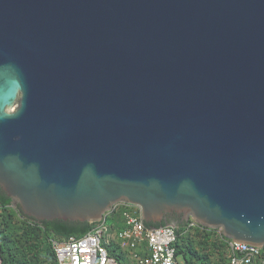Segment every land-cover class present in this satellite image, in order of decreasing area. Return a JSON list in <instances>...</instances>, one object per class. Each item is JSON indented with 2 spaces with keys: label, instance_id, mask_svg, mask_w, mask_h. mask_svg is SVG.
<instances>
[{
  "label": "water",
  "instance_id": "obj_1",
  "mask_svg": "<svg viewBox=\"0 0 264 264\" xmlns=\"http://www.w3.org/2000/svg\"><path fill=\"white\" fill-rule=\"evenodd\" d=\"M0 189L264 246V0H0Z\"/></svg>",
  "mask_w": 264,
  "mask_h": 264
},
{
  "label": "trees",
  "instance_id": "obj_2",
  "mask_svg": "<svg viewBox=\"0 0 264 264\" xmlns=\"http://www.w3.org/2000/svg\"><path fill=\"white\" fill-rule=\"evenodd\" d=\"M117 213L107 219L112 230L122 228ZM166 220L147 226L171 224ZM97 223L43 221L26 217L19 207L0 189V258L1 264H58L51 239L80 238L94 229ZM177 256L185 264H229L226 242L218 231L207 227L187 228V222L178 225ZM109 256L117 264H134L128 252L112 242L107 246Z\"/></svg>",
  "mask_w": 264,
  "mask_h": 264
},
{
  "label": "built area",
  "instance_id": "obj_3",
  "mask_svg": "<svg viewBox=\"0 0 264 264\" xmlns=\"http://www.w3.org/2000/svg\"><path fill=\"white\" fill-rule=\"evenodd\" d=\"M115 213L122 220V228L118 230H112L107 224V219ZM187 225L188 229L205 227L193 219H189ZM213 230L227 240L225 250L229 264H264V246L229 239L221 228ZM177 240L178 227L166 225L150 230L144 226L138 206L121 202L115 204L92 231L78 240L56 238L50 241L58 264H117L107 249L112 242L128 252L134 264H185L177 256L174 247Z\"/></svg>",
  "mask_w": 264,
  "mask_h": 264
},
{
  "label": "flooded vegetation",
  "instance_id": "obj_4",
  "mask_svg": "<svg viewBox=\"0 0 264 264\" xmlns=\"http://www.w3.org/2000/svg\"><path fill=\"white\" fill-rule=\"evenodd\" d=\"M167 220L171 221L170 222L171 224L169 225H176V226L187 222V220L184 219L182 215H178V214H169L167 216Z\"/></svg>",
  "mask_w": 264,
  "mask_h": 264
}]
</instances>
